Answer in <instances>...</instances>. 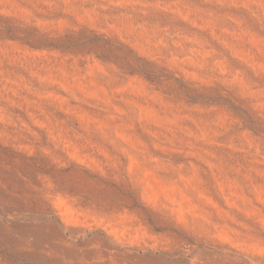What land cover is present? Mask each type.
<instances>
[{
  "label": "rangeland",
  "instance_id": "1",
  "mask_svg": "<svg viewBox=\"0 0 264 264\" xmlns=\"http://www.w3.org/2000/svg\"><path fill=\"white\" fill-rule=\"evenodd\" d=\"M0 264H264V0H0Z\"/></svg>",
  "mask_w": 264,
  "mask_h": 264
}]
</instances>
